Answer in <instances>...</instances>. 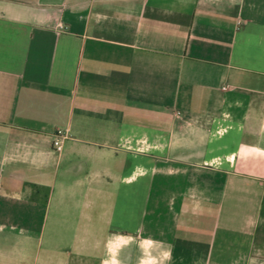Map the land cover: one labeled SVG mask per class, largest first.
Wrapping results in <instances>:
<instances>
[{"label": "crops", "instance_id": "crops-1", "mask_svg": "<svg viewBox=\"0 0 264 264\" xmlns=\"http://www.w3.org/2000/svg\"><path fill=\"white\" fill-rule=\"evenodd\" d=\"M0 264H264V0H0Z\"/></svg>", "mask_w": 264, "mask_h": 264}, {"label": "built area", "instance_id": "built-area-1", "mask_svg": "<svg viewBox=\"0 0 264 264\" xmlns=\"http://www.w3.org/2000/svg\"><path fill=\"white\" fill-rule=\"evenodd\" d=\"M58 26L59 28H62V25L59 24ZM67 138L68 136L66 135V133L61 130H56L54 134V139L52 141V147L54 151L60 152L63 148V143Z\"/></svg>", "mask_w": 264, "mask_h": 264}]
</instances>
